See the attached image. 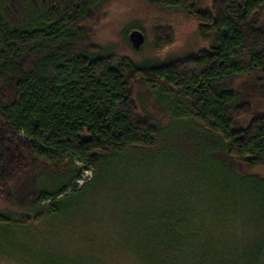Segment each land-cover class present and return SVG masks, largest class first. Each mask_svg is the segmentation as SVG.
<instances>
[{
    "label": "trees",
    "instance_id": "16d2710c",
    "mask_svg": "<svg viewBox=\"0 0 264 264\" xmlns=\"http://www.w3.org/2000/svg\"><path fill=\"white\" fill-rule=\"evenodd\" d=\"M113 1L0 0V114L29 147L8 158L7 173L0 167V251L12 249L4 232L70 217L67 204L111 162L156 151L168 134L190 142L209 185L264 223V178L240 170L264 159V111L240 122L245 81L253 79L264 97V0H144L193 20L205 45L165 61H134L91 44L92 20ZM172 42L170 33H157L153 48ZM135 79L170 115L165 124L139 111ZM89 168L92 178L78 185ZM25 178L33 187L27 195ZM242 247L232 264H264V228Z\"/></svg>",
    "mask_w": 264,
    "mask_h": 264
},
{
    "label": "rangeland",
    "instance_id": "374dc122",
    "mask_svg": "<svg viewBox=\"0 0 264 264\" xmlns=\"http://www.w3.org/2000/svg\"><path fill=\"white\" fill-rule=\"evenodd\" d=\"M6 11L9 18L17 19L15 8L6 7ZM133 26H139L145 37L138 49L128 39L129 32L136 29ZM90 28L92 45L134 61H165L205 47L193 20L144 0L107 4ZM166 32L173 42L155 50L154 36ZM242 90L247 103L240 117L244 127L264 111V97L254 89L253 79L246 80ZM132 97L140 112L152 113L162 124L169 120L144 80L133 81ZM170 136L166 135L156 151L136 152L111 162L80 198L67 204L70 217L4 232L7 241L3 243L8 249L10 243L12 249L0 251V264L234 263L242 246L260 237L263 221L250 209L238 211L243 202L229 201L228 192L209 185L208 178L196 169L200 164L190 142L180 133ZM20 151L28 153L27 140L0 114V167L5 173L8 158ZM242 167V172L264 178V159L256 167ZM92 171L85 170L76 183L90 180ZM32 189L30 178H25L22 194ZM3 195L0 189V212L6 208Z\"/></svg>",
    "mask_w": 264,
    "mask_h": 264
},
{
    "label": "water",
    "instance_id": "95a60500",
    "mask_svg": "<svg viewBox=\"0 0 264 264\" xmlns=\"http://www.w3.org/2000/svg\"><path fill=\"white\" fill-rule=\"evenodd\" d=\"M129 42L134 49H138L144 43V34L139 29H133L128 34Z\"/></svg>",
    "mask_w": 264,
    "mask_h": 264
}]
</instances>
